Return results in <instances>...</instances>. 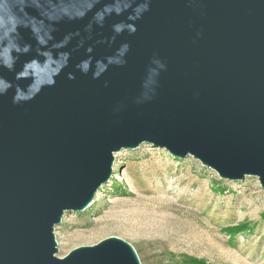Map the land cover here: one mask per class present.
<instances>
[{
    "label": "water",
    "instance_id": "water-1",
    "mask_svg": "<svg viewBox=\"0 0 264 264\" xmlns=\"http://www.w3.org/2000/svg\"><path fill=\"white\" fill-rule=\"evenodd\" d=\"M147 2L140 19L113 14L101 26L93 16L112 0H27L15 42L30 51L0 66L11 85L0 94V264H142L118 236L58 255L56 226L92 205L123 148L151 143L264 189V0ZM120 22L135 32L114 33ZM97 61L107 68L94 78ZM29 85L32 98L13 103Z\"/></svg>",
    "mask_w": 264,
    "mask_h": 264
},
{
    "label": "rangeland",
    "instance_id": "rangeland-1",
    "mask_svg": "<svg viewBox=\"0 0 264 264\" xmlns=\"http://www.w3.org/2000/svg\"><path fill=\"white\" fill-rule=\"evenodd\" d=\"M55 234L59 256L118 236L142 264H264V189L256 176L224 179L193 156L143 143L115 153L111 180Z\"/></svg>",
    "mask_w": 264,
    "mask_h": 264
},
{
    "label": "clouds",
    "instance_id": "clouds-1",
    "mask_svg": "<svg viewBox=\"0 0 264 264\" xmlns=\"http://www.w3.org/2000/svg\"><path fill=\"white\" fill-rule=\"evenodd\" d=\"M99 2V0H96ZM27 0H0V66L6 67L9 70H12L15 59L12 56L13 52L16 53H27L30 51V46L25 45L23 48L19 46L18 43L15 42V37L19 35V28L21 27H29V24L25 22L24 18L27 14ZM93 5H89L88 10L91 11ZM148 2L145 0L143 3H136L135 0H112V3L106 4L102 9L95 12L93 16V20L99 24L103 25V22L107 16H111L113 14L120 16L127 13L128 21H136L141 18L142 13L148 11ZM86 13L81 12L80 16L82 17ZM90 27V26H89ZM129 31V33L135 32L134 23H116L113 25V31L116 34H120L123 31ZM32 31L34 34H37L39 30L35 27H32ZM37 42L41 46L47 45V40L44 36L36 35ZM48 39H51L49 36ZM67 40V38H65ZM115 40V36L112 37ZM63 46V44L57 45V47ZM128 50V45L123 44L117 50L120 56H123ZM91 51V49H89ZM46 58L48 63H52V55L50 52L42 53ZM61 59L66 60V56H62ZM108 64L116 63L123 64V60H117L114 57H108ZM159 64L160 68H164L165 65L161 61H155ZM35 61L29 63L25 66V71L20 73L21 76H27V69L33 67L35 65ZM91 65V59L82 61L80 65L77 67L80 68L85 73L89 70ZM107 68V65L102 61L96 62V71L93 73L94 78H99L101 73H103ZM53 81H49L52 83ZM11 87V85L6 82L3 78H0V94H3L7 91V89ZM37 91L35 85H29L28 92L17 89L16 94L13 97V103H18L20 101H26L31 99L32 96Z\"/></svg>",
    "mask_w": 264,
    "mask_h": 264
},
{
    "label": "trees",
    "instance_id": "trees-1",
    "mask_svg": "<svg viewBox=\"0 0 264 264\" xmlns=\"http://www.w3.org/2000/svg\"><path fill=\"white\" fill-rule=\"evenodd\" d=\"M189 263H191V264H208V263L205 262V260L198 259V258L189 259Z\"/></svg>",
    "mask_w": 264,
    "mask_h": 264
}]
</instances>
